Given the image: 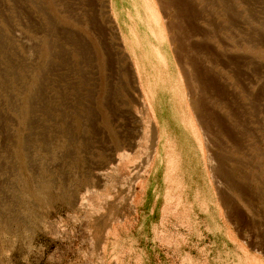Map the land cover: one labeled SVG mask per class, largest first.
<instances>
[{
    "label": "rangeland",
    "instance_id": "1",
    "mask_svg": "<svg viewBox=\"0 0 264 264\" xmlns=\"http://www.w3.org/2000/svg\"><path fill=\"white\" fill-rule=\"evenodd\" d=\"M109 1L0 0V264H264V1L158 5L165 84L157 59L140 81Z\"/></svg>",
    "mask_w": 264,
    "mask_h": 264
},
{
    "label": "bare ground",
    "instance_id": "2",
    "mask_svg": "<svg viewBox=\"0 0 264 264\" xmlns=\"http://www.w3.org/2000/svg\"><path fill=\"white\" fill-rule=\"evenodd\" d=\"M124 1L125 0H110L109 1L110 9L114 15L115 22L119 25V27L121 29V33H122L121 38H122V42H123V47L127 50L128 54L131 56L132 60L135 61L136 70L139 74L140 81L143 83L144 79L146 78V80L148 82V81H150L151 77L154 76V72L157 68L154 65V63H155L154 61H155V59H157V65L159 66L158 70H160L159 75H158V77H159L158 80L160 83H163V84L168 83L169 75H167L166 73H167V68L169 66L168 65V59H169L170 54H168V52H166V54H164L160 44H163V46H164V40L166 39L164 37L163 31L165 32V30L166 31L170 30L173 32L174 31L178 32L179 28H178V23L174 26L166 23V27H165V22H163L162 18L160 17L157 6L159 5L160 9H162L168 15L169 14H171V15L176 14L178 16L182 15L184 18L185 14H187L189 11V8H188L189 4L184 5V3H182L181 0H171V1L170 0H138L136 6H134V8H133V10L135 12L132 13L133 10L130 11V10L126 9L127 4H125ZM132 1H137V0H132ZM223 3H225V2H223ZM226 4H228V3H226ZM228 5H230V4H228ZM225 8L227 10L228 7L226 6ZM232 9H233V7H232ZM225 12L227 13V11H225ZM144 25L147 26L146 32H144V29H145L143 27ZM157 29H160L162 33L158 31V34H156ZM178 38H179V36H178ZM152 39H156V41L158 42L157 47L151 46L152 45V43H151ZM177 40L178 39H176V37L171 38V36H170L169 41H167L170 43V45L167 43L166 44L168 46L167 48L170 49L172 47V45L175 46ZM52 45H50L49 43H46V48L49 51V55H47V54L45 55V56H47L46 59H48V56H50L51 51L53 50ZM170 53H172L171 49H170ZM182 54H184V53H182ZM187 62H185V63L187 64ZM194 63H196V62H194ZM46 65H47L46 63H45V65H43V67L41 68L42 71L46 70ZM135 65H133V66H135ZM195 65L192 64L193 69H191L190 71L188 70L185 73V79H188V81L191 83V88H190L191 96H200L201 94L199 93V91H201L208 83H212V82H209V81L205 82V80H203L204 78L201 79V77H200L201 74H200V76L198 75L199 73H197V72L199 70L198 69L195 70L197 68ZM185 69H187V68L185 67ZM169 85L171 86V83ZM33 87L35 88V92L38 94L39 87L37 86V83H33ZM142 87H143V91H142L143 97H144L145 102L147 103V106L149 107L151 115L155 117L158 114H160L162 116L163 115V109L161 108V104H158L156 102V99H155L156 94L153 90V87L152 86L147 87L146 85L142 86ZM206 88H205V90H206ZM171 90L173 92V97H174V101H175V98L177 99V97H178L177 92L180 90V85L176 86L175 84H173L171 87ZM42 95H43V93H42ZM202 105H203L202 100H199V99L196 100L195 98H193V100H192V109L193 110L192 111H194V112H192V113L197 114L196 116H198V118H200L199 120L202 121V123H203L202 125L204 127L208 128V127H211L212 123L214 124L215 121L213 120L214 118L210 117L211 115H209V114L207 115L205 113V111L202 110ZM161 119H162V117H161ZM224 163H225V160L223 159L220 162V166H218L216 168L217 169L216 173H218V175H221L222 167H223ZM234 172H235V174L236 173L238 174L237 168L235 169ZM230 177L235 178V175H230L229 177H224V180L227 182ZM233 188H235V183L233 184Z\"/></svg>",
    "mask_w": 264,
    "mask_h": 264
}]
</instances>
